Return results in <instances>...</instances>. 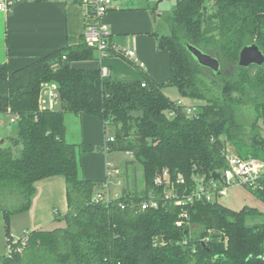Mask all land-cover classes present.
Wrapping results in <instances>:
<instances>
[{
	"label": "trees",
	"instance_id": "obj_1",
	"mask_svg": "<svg viewBox=\"0 0 264 264\" xmlns=\"http://www.w3.org/2000/svg\"><path fill=\"white\" fill-rule=\"evenodd\" d=\"M172 19V35L158 36L159 49L171 58L164 84L148 77L103 79L96 49L84 35L78 45L23 68L0 66V114L15 117L18 126L16 139L0 143V196L22 202L15 210L0 208L7 247L12 217L29 212L37 182L65 178L68 204L67 214L55 218L63 227L29 232L0 264H264V223H247L257 209L237 212L218 200L178 206L155 185L165 170L173 182L185 179L186 186L176 184L179 197L192 193L199 178L221 185L213 174L228 168L229 146L243 159L264 162V65L239 66L244 47L255 44L264 53V0H178ZM187 44L217 58L222 74L200 66ZM87 63L96 68L78 67ZM45 82L58 84L60 109L39 110ZM168 87L199 102L196 116L188 117L165 94ZM248 108L256 113L252 123L241 117ZM67 113L95 116L113 128L108 152L132 154L142 167L143 187L125 183L119 199L95 201L104 182L81 178L80 152L66 140ZM245 188L264 203V175L256 188ZM151 199L157 207L143 210Z\"/></svg>",
	"mask_w": 264,
	"mask_h": 264
},
{
	"label": "crops",
	"instance_id": "obj_2",
	"mask_svg": "<svg viewBox=\"0 0 264 264\" xmlns=\"http://www.w3.org/2000/svg\"><path fill=\"white\" fill-rule=\"evenodd\" d=\"M169 2L171 0H118L102 19L110 33L114 52L100 62V68L108 70L109 79L128 83L148 77L156 84L167 82L171 58L168 52L159 49L158 36H167L161 32L166 9L171 7ZM86 15V8L76 0H23L10 12L0 11V66L8 64L13 70L20 69L66 46L78 45L87 27ZM127 51H133L135 56L119 54ZM78 67L94 69L96 65L87 63ZM164 92L176 105H199L197 101L181 97L175 88L168 87ZM11 119L10 114H0V143L5 142V146L18 136V130L12 126L17 123H12ZM65 121L66 140L80 152L81 178L96 182L108 180L111 194L119 193L116 192L120 190L116 187L117 173L109 177V171L119 172L124 162L134 158L125 153L129 159L120 161L117 157L120 152L99 149L104 146L106 137L111 136L98 117L67 113ZM35 187L37 192L29 212L20 214L23 215L20 219L27 223V227L19 231L21 234L49 230L58 224L55 221L57 215L62 217L68 212L65 178L45 179L37 182ZM234 189L242 195L241 203L232 201L239 209L225 206L224 199L219 201L220 204L237 212L245 207L256 209L249 206L251 200L245 199L243 187Z\"/></svg>",
	"mask_w": 264,
	"mask_h": 264
},
{
	"label": "built area",
	"instance_id": "obj_3",
	"mask_svg": "<svg viewBox=\"0 0 264 264\" xmlns=\"http://www.w3.org/2000/svg\"><path fill=\"white\" fill-rule=\"evenodd\" d=\"M23 0H0V11L10 12L13 7ZM86 8L87 11V27L85 30V39L87 44L96 49L100 62L104 59H107L113 51L110 41V33L108 32L107 27L102 23V19L113 9L114 4L118 0H76ZM122 56L134 57L135 54L133 51L120 52ZM102 78L108 79L109 72L106 68H101ZM145 87V84H143ZM60 94L59 86L57 83H48L45 82L41 84L40 94H39V110L43 111H54L60 104ZM179 107L184 108V112L188 117L196 116L197 108L196 107H185L181 103L177 104ZM174 113L170 116H173ZM17 119L12 117L11 122L16 123ZM114 142V137H106L105 140V151L108 152L107 145ZM132 158L133 155L128 153ZM228 162V168L221 173L223 183L221 185L213 182L209 186L204 184L201 179H196L197 187L192 193L184 194L182 197L178 196L176 190V184L181 186H186V181L183 177L179 176L176 179V182H173L171 179V174L168 170L163 171L155 179V185L165 188V193L167 198H176L178 206H184L187 204H193L194 202H214L215 200H222L228 195V191L234 187H253L256 188L257 181L264 175V162L258 159L249 158L243 159L229 150L227 151L226 156ZM111 165H109V168ZM119 175L117 171H109V177H113L115 174ZM110 182L107 180L104 182L102 189L94 197L95 201L106 200L107 202L111 200L119 199L122 194L116 193L111 194ZM157 207V203L151 199L149 202H146L142 205V209L146 210L147 208ZM124 208V207H123ZM185 219H188L187 214L182 216ZM183 222H179L177 225L179 227L183 226ZM28 233H25L23 237L17 238L12 234L13 243L8 246V253L11 254L14 249L13 245L17 246L19 241L23 239V243Z\"/></svg>",
	"mask_w": 264,
	"mask_h": 264
},
{
	"label": "rangeland",
	"instance_id": "obj_4",
	"mask_svg": "<svg viewBox=\"0 0 264 264\" xmlns=\"http://www.w3.org/2000/svg\"><path fill=\"white\" fill-rule=\"evenodd\" d=\"M177 1L178 0H171V2H169L171 7L168 10L166 9V16L164 18V21H162V32H161L164 35H167V36L172 35V29H173L172 16H173V10L176 7ZM58 106L61 107V102ZM241 117H243V119L246 120L247 123H252L256 117V113L254 112L253 109H250V108L244 109ZM12 126L14 130L18 128L17 124L12 125ZM259 126L261 127V129H263L264 122L260 121ZM108 135L114 136L113 128H108ZM262 135L264 137V133ZM229 148H230V152H233L230 146ZM21 149H22V146L18 145L17 148L15 149V152L18 153V151H20ZM117 157L120 161H124V159H127V160L129 159V155L125 153H120L119 156ZM131 160L134 163H132V165L130 164L129 167L126 168V163L129 161L124 162L119 170L120 172L119 176L117 175V177H115V179L117 180L116 187L120 189V190L117 189L116 192H119V193L122 192L124 188V183H127L129 187H132L134 184H137L139 188H142L144 185L142 167L139 166V164L135 161V158ZM134 176L137 178L136 179L137 183L134 181ZM201 181L204 183L203 179H201ZM234 190H235L234 188H231L228 191L227 197L224 198V203H225V206L238 210L239 206L233 205L232 201L236 203H241L242 195L238 194ZM242 190L243 192H245V199L251 200V204L249 206L255 207L259 211L258 214L249 216L247 223L249 225L264 223V203L260 201L259 199H257L246 188L243 187ZM21 204L22 202L20 198L16 197L15 195L13 196L11 194H4L0 196V208L2 209L15 210L19 208ZM22 216L23 215H19V216L15 215V217H13V219L11 220V233L17 238L23 237L24 233L21 234V232L19 231H21L24 227H27L26 221H22V219H20ZM18 221H21V222L18 223ZM63 226H64V223H61L60 225L55 224V226H52V228H49V230H54L57 228H61ZM7 253H8V248H7V235H6V221L4 219V213L0 211V258L5 256Z\"/></svg>",
	"mask_w": 264,
	"mask_h": 264
},
{
	"label": "water",
	"instance_id": "obj_5",
	"mask_svg": "<svg viewBox=\"0 0 264 264\" xmlns=\"http://www.w3.org/2000/svg\"><path fill=\"white\" fill-rule=\"evenodd\" d=\"M186 48L198 62V64L204 68L211 70L215 75H221V64L217 58H214L197 47L187 44ZM264 65V53L255 44L244 47L239 56V66L241 68H251L252 66L262 67ZM213 180L223 183L221 173L215 172L213 174Z\"/></svg>",
	"mask_w": 264,
	"mask_h": 264
}]
</instances>
